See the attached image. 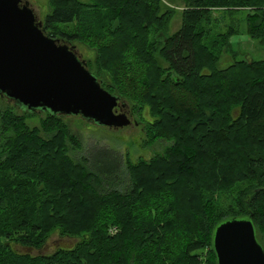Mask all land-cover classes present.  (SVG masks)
Listing matches in <instances>:
<instances>
[{
    "label": "trees",
    "instance_id": "16d2710c",
    "mask_svg": "<svg viewBox=\"0 0 264 264\" xmlns=\"http://www.w3.org/2000/svg\"><path fill=\"white\" fill-rule=\"evenodd\" d=\"M48 1L46 33L95 52L88 69L134 113L148 108L143 144L160 148L135 161L71 157L81 143L63 117L45 113V140L27 125L36 113L0 96V264H217L223 220L250 217L264 234V60L219 67L234 34L264 45V0H184L173 35L161 0ZM220 9L245 18L212 38ZM56 232L80 240L33 254Z\"/></svg>",
    "mask_w": 264,
    "mask_h": 264
},
{
    "label": "water",
    "instance_id": "95a60500",
    "mask_svg": "<svg viewBox=\"0 0 264 264\" xmlns=\"http://www.w3.org/2000/svg\"><path fill=\"white\" fill-rule=\"evenodd\" d=\"M74 47L46 33L26 0H0V96L23 112L79 116L109 128L131 125L128 103L110 94ZM179 79V78H178ZM217 264H264V245L250 217L214 229Z\"/></svg>",
    "mask_w": 264,
    "mask_h": 264
},
{
    "label": "rangeland",
    "instance_id": "374dc122",
    "mask_svg": "<svg viewBox=\"0 0 264 264\" xmlns=\"http://www.w3.org/2000/svg\"><path fill=\"white\" fill-rule=\"evenodd\" d=\"M30 3V5L35 9L37 16L40 18L42 22H44L45 17L49 14L51 10L48 0H26ZM86 1V0H82ZM162 1V9L164 11H171L173 13V17L170 23L168 35L175 34L182 26V14L186 9V3L184 0H161ZM224 10H214L213 11V19L216 21L212 23L210 26V35L212 38L217 37L218 35L229 34L232 30H237L240 24V21L245 18L246 11H238L233 16L225 15ZM244 27V25H243ZM65 30L73 31V27L66 28ZM71 47H75L78 56H81L83 60H92L95 52L92 49H88L85 45L81 43H70ZM230 47L227 48V44H225L226 51H223L220 55V68H226L228 65L232 64L234 60H240L246 58L248 60H264V45L259 43L258 41L251 40L247 35L242 34H234L229 39ZM167 67V66H166ZM230 84L225 83V88L229 87ZM10 103V102H9ZM128 103V102H127ZM13 104V103H11ZM129 104V103H128ZM148 108L143 110V114L138 115L134 113V117L132 118V122L136 120L139 124L136 126L134 124L122 127V128H109L105 126H101L95 123H90L84 120L79 116H67L63 117L62 120L67 126H69L70 132L72 135L78 137L81 145L80 149H75L71 145L69 147L70 156H74L75 158L83 157L87 153L88 148L91 150L92 154L96 159H102L105 161H110L112 150L118 151L123 154L130 161L138 160L139 158L149 159L154 155L153 145L146 146L144 145L145 134L143 132V126L145 128V123L151 122L153 119L148 112ZM19 114H23L24 112L18 109ZM46 119L45 113H37L32 117L27 119V125L32 129H39L40 136L45 140H48L52 137V134H48L42 129V120ZM145 130V129H144ZM4 144V143H3ZM3 144H0V161L4 160L7 156L3 151ZM160 146L156 147V150H159ZM71 156V157H72ZM126 174V173H125ZM124 173L120 174L121 179L126 180V175ZM118 183L120 181H117ZM116 182V183H117ZM230 193L223 194L220 198V207H227L231 200L227 199ZM113 232H118L117 228H114ZM114 233V234H115ZM260 241L264 245V234H260ZM80 238L78 239H67L66 237H61L59 232H56L52 235L49 240V244L47 247L39 252L35 251L33 254H50L53 253L55 249H57V244H66L67 246H63V249H71ZM71 245V246H68ZM16 251L21 253H25L26 250L20 248L18 246L13 247Z\"/></svg>",
    "mask_w": 264,
    "mask_h": 264
},
{
    "label": "flooded vegetation",
    "instance_id": "af4514ba",
    "mask_svg": "<svg viewBox=\"0 0 264 264\" xmlns=\"http://www.w3.org/2000/svg\"><path fill=\"white\" fill-rule=\"evenodd\" d=\"M74 50H75V47H74ZM76 51V50H75ZM76 53H77V51H76ZM79 57H81V56H79ZM88 67V66H87ZM98 81L101 83V81H100V79H98ZM104 88V87H103ZM105 89V88H104ZM106 90V89H105ZM107 92H109L108 90H106ZM110 93V92H109ZM110 94H112V93H110ZM149 112V111H148ZM149 114H150V112H149ZM127 115H128V117H129V119L130 120H132V118L134 117V111L132 110V108L129 106L128 107V109H127ZM142 116V115H141ZM132 117V118H131ZM152 117V116H151ZM132 124H134V125H138L139 123L136 121V120H134V122H132L131 123V125ZM143 132H144V126H143ZM144 134H145V132H144ZM158 145L159 144H156L155 146H153V150L154 151H156V147H158ZM67 239H69V238H67ZM57 246H61V244H57ZM63 246H67L66 244H63ZM68 246H71V245H68Z\"/></svg>",
    "mask_w": 264,
    "mask_h": 264
}]
</instances>
